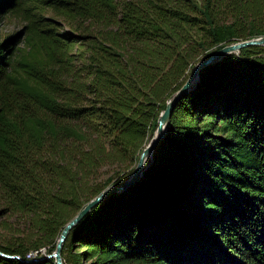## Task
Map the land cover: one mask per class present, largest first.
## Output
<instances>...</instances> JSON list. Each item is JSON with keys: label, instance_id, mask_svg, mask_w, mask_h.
<instances>
[{"label": "trees", "instance_id": "16d2710c", "mask_svg": "<svg viewBox=\"0 0 264 264\" xmlns=\"http://www.w3.org/2000/svg\"><path fill=\"white\" fill-rule=\"evenodd\" d=\"M8 12L25 46L0 40V212L20 230L0 234V264H55L64 224L131 173L194 63L264 34V0H0ZM146 164L69 230L63 264H264V45L199 70Z\"/></svg>", "mask_w": 264, "mask_h": 264}, {"label": "water", "instance_id": "95a60500", "mask_svg": "<svg viewBox=\"0 0 264 264\" xmlns=\"http://www.w3.org/2000/svg\"><path fill=\"white\" fill-rule=\"evenodd\" d=\"M264 45V34L256 37H251L247 39L237 40L228 44L221 46L216 49L208 56L198 59L192 69L188 74L184 82L181 86L166 100L165 107L160 111L157 117V125L153 135L146 142L144 147L142 148L138 159L135 162L133 170L130 174L125 177H121L115 181L107 184L100 192L90 198L62 227L55 248L52 252L45 253L43 256L45 257H53L55 264H63V259L61 256V250L63 243L69 233V230L97 203L102 201L103 199L109 197L110 195L121 192L131 184L135 183L141 176L143 169L145 168L146 160L151 152L153 151L155 145L159 141V139L163 136L166 130V124L169 120L171 111L178 101L183 95H185L195 84V81L198 79L199 70L210 63H213L219 59H221L225 54L231 52H238L240 48L249 46V45ZM0 254L6 257H12L14 255L5 253L0 250Z\"/></svg>", "mask_w": 264, "mask_h": 264}, {"label": "rangeland", "instance_id": "374dc122", "mask_svg": "<svg viewBox=\"0 0 264 264\" xmlns=\"http://www.w3.org/2000/svg\"><path fill=\"white\" fill-rule=\"evenodd\" d=\"M56 21L60 23L61 30H73L74 27L69 26L68 24H63L62 20L59 17H55ZM24 24L25 22L22 20L20 14L17 12H8L3 14L0 18V40H2L6 35L15 33L17 31L20 32L19 39L20 41H15L13 43V48H24L25 41H24ZM112 167H106L103 171V175H107L112 172ZM2 203L0 202V208L2 207ZM18 217L16 215H9L0 212V234H3L6 238L12 239L14 237V232L17 227ZM20 230V229H18ZM18 233V232H16ZM43 252V251H42ZM134 264H144V263H134ZM146 264V263H145Z\"/></svg>", "mask_w": 264, "mask_h": 264}, {"label": "bare ground", "instance_id": "6f19581e", "mask_svg": "<svg viewBox=\"0 0 264 264\" xmlns=\"http://www.w3.org/2000/svg\"><path fill=\"white\" fill-rule=\"evenodd\" d=\"M149 157H150V155L147 158H149Z\"/></svg>", "mask_w": 264, "mask_h": 264}]
</instances>
